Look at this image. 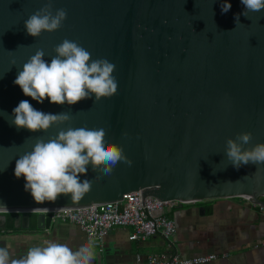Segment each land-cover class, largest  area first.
<instances>
[{
    "label": "water",
    "instance_id": "1",
    "mask_svg": "<svg viewBox=\"0 0 264 264\" xmlns=\"http://www.w3.org/2000/svg\"><path fill=\"white\" fill-rule=\"evenodd\" d=\"M46 2L0 0V218L23 214L16 218L28 229L44 230L59 222L50 210L120 201L132 191L179 204L243 198L264 209V165L235 169L224 155L237 133L252 134L244 147L264 142V10L245 17L240 0H52L67 18L32 37L24 21ZM225 2L231 8L223 13ZM64 39L115 64L114 95L71 106L37 103L13 83L37 49L50 63ZM21 100L72 118L46 132L17 129L12 109ZM85 125L105 127L106 142L121 147L131 165L119 162L110 175L89 165L81 179L92 187L82 199L37 204L14 175L16 159L38 137Z\"/></svg>",
    "mask_w": 264,
    "mask_h": 264
},
{
    "label": "clouds",
    "instance_id": "2",
    "mask_svg": "<svg viewBox=\"0 0 264 264\" xmlns=\"http://www.w3.org/2000/svg\"><path fill=\"white\" fill-rule=\"evenodd\" d=\"M240 2L245 17L264 10V0ZM230 8V3L225 2L221 11L226 13ZM66 18L65 9L53 11L52 0H47L24 21V26L28 35L38 37L42 32L61 28ZM234 19L236 23L239 15ZM53 51L55 55L50 63L44 59V51L37 49L22 65L13 83L25 96L37 103H43L47 98L49 103L71 106L84 99L94 97V101H98L116 93L118 78L113 75V62L106 58L92 59L90 52L68 39L54 46ZM12 113L14 119L11 123L17 129L24 128L30 132H46L53 125H63L72 118L67 112L37 110L28 100H21ZM106 135L105 127L90 129L85 125L60 128L47 140L38 137L31 150L16 159L14 175L16 178L23 176L24 189L30 192L37 204L55 202L61 195H70L72 201H79L91 191L92 180L81 179V175L86 176L89 165L93 171L110 175L117 163H132L121 147L106 142ZM251 140L250 132L237 133L235 139H226L224 155L233 168L248 164L264 165V142L244 147ZM0 208L5 207L0 205ZM92 259L91 246L73 250L65 243L46 241L44 246L31 247L18 258L7 247H0V264H91Z\"/></svg>",
    "mask_w": 264,
    "mask_h": 264
},
{
    "label": "crops",
    "instance_id": "3",
    "mask_svg": "<svg viewBox=\"0 0 264 264\" xmlns=\"http://www.w3.org/2000/svg\"><path fill=\"white\" fill-rule=\"evenodd\" d=\"M18 215L23 214L13 215L9 226L6 218H0V247H7L17 258L52 241L73 250L91 246V264H146L148 256L169 251L186 258L217 255L205 264H264V209L243 198L175 204L167 212L176 226L173 247L158 235L130 240L132 228L122 226L111 228L102 244L93 246L74 223L59 220L54 227L33 230L27 228L26 219L17 220Z\"/></svg>",
    "mask_w": 264,
    "mask_h": 264
},
{
    "label": "built area",
    "instance_id": "4",
    "mask_svg": "<svg viewBox=\"0 0 264 264\" xmlns=\"http://www.w3.org/2000/svg\"><path fill=\"white\" fill-rule=\"evenodd\" d=\"M177 203L144 197L141 191H132L124 194L120 201L53 209L49 212L53 218L76 224L93 246L101 245L111 228L122 226L132 228L130 240H144L158 235L169 247H173L176 226L174 220L167 216V212ZM216 258V254L186 258L177 251H169L148 256L146 264H205Z\"/></svg>",
    "mask_w": 264,
    "mask_h": 264
},
{
    "label": "trees",
    "instance_id": "5",
    "mask_svg": "<svg viewBox=\"0 0 264 264\" xmlns=\"http://www.w3.org/2000/svg\"><path fill=\"white\" fill-rule=\"evenodd\" d=\"M261 199L264 200V197H262ZM15 214L16 213H5L6 215L5 225L6 226H9L12 224V218H13V215Z\"/></svg>",
    "mask_w": 264,
    "mask_h": 264
}]
</instances>
